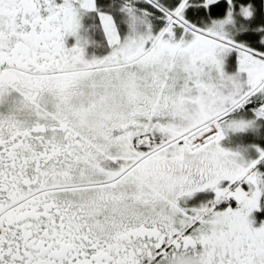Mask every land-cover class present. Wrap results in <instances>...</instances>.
<instances>
[{
    "label": "snow or ice",
    "instance_id": "snow-or-ice-1",
    "mask_svg": "<svg viewBox=\"0 0 264 264\" xmlns=\"http://www.w3.org/2000/svg\"><path fill=\"white\" fill-rule=\"evenodd\" d=\"M0 264H264V0H0Z\"/></svg>",
    "mask_w": 264,
    "mask_h": 264
}]
</instances>
